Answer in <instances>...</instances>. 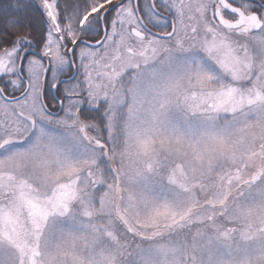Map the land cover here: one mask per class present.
Here are the masks:
<instances>
[{"label":"snow or ice","instance_id":"snow-or-ice-1","mask_svg":"<svg viewBox=\"0 0 264 264\" xmlns=\"http://www.w3.org/2000/svg\"><path fill=\"white\" fill-rule=\"evenodd\" d=\"M0 264H264V0L0 3Z\"/></svg>","mask_w":264,"mask_h":264},{"label":"trees","instance_id":"trees-1","mask_svg":"<svg viewBox=\"0 0 264 264\" xmlns=\"http://www.w3.org/2000/svg\"><path fill=\"white\" fill-rule=\"evenodd\" d=\"M4 2V0H0V3H3Z\"/></svg>","mask_w":264,"mask_h":264}]
</instances>
